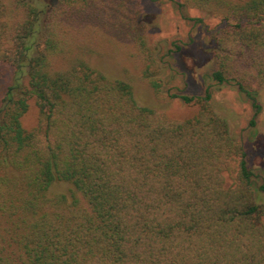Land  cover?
<instances>
[{"label": "trees", "instance_id": "obj_1", "mask_svg": "<svg viewBox=\"0 0 264 264\" xmlns=\"http://www.w3.org/2000/svg\"><path fill=\"white\" fill-rule=\"evenodd\" d=\"M170 1L184 18L191 7L221 17L206 77L245 95L254 126L264 0ZM135 4L0 0V264H264V179L209 88L167 90L195 106L172 118L95 65L103 46L130 44L141 80L161 91L165 62Z\"/></svg>", "mask_w": 264, "mask_h": 264}, {"label": "rangeland", "instance_id": "obj_2", "mask_svg": "<svg viewBox=\"0 0 264 264\" xmlns=\"http://www.w3.org/2000/svg\"><path fill=\"white\" fill-rule=\"evenodd\" d=\"M37 1L40 4H50L53 0ZM135 8L138 10L136 24L141 23L147 27L149 41L159 44L158 56L161 55L165 62L161 91L156 94L141 80L140 65L130 44L121 42L116 46H103V57L96 59L95 65L107 75L130 83L140 104L164 112L172 118L191 115L195 106L186 105L178 98L167 97V90L196 95L209 88L215 110L229 121L235 137L245 143L249 167L258 175V181L264 179V87L258 95L260 113L255 117V125L250 126L254 109L245 95L231 84L220 85L206 77L215 66V38L224 27L221 17L191 7L181 11L184 18L177 10L176 3L170 0H136ZM190 9H196L199 15H190ZM107 36L106 34L105 37ZM100 38L103 37H98V40ZM114 40L116 39L111 38L110 43L113 44ZM176 46L181 50L169 55V50L173 52ZM1 87L0 79V91ZM28 103L22 124L29 130L36 125L37 108L33 98ZM67 187V184H59L53 190L65 191ZM262 198L264 199V195Z\"/></svg>", "mask_w": 264, "mask_h": 264}, {"label": "clouds", "instance_id": "obj_3", "mask_svg": "<svg viewBox=\"0 0 264 264\" xmlns=\"http://www.w3.org/2000/svg\"><path fill=\"white\" fill-rule=\"evenodd\" d=\"M189 14L193 15V16L199 15V13H198V11L196 9H190L189 10Z\"/></svg>", "mask_w": 264, "mask_h": 264}]
</instances>
